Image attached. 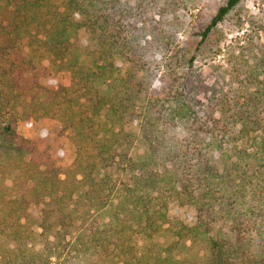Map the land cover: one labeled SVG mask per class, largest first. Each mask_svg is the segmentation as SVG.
Here are the masks:
<instances>
[{"label":"trees","instance_id":"obj_1","mask_svg":"<svg viewBox=\"0 0 264 264\" xmlns=\"http://www.w3.org/2000/svg\"><path fill=\"white\" fill-rule=\"evenodd\" d=\"M193 1L0 0V264H264V56L200 80Z\"/></svg>","mask_w":264,"mask_h":264},{"label":"rangeland","instance_id":"obj_2","mask_svg":"<svg viewBox=\"0 0 264 264\" xmlns=\"http://www.w3.org/2000/svg\"><path fill=\"white\" fill-rule=\"evenodd\" d=\"M227 0H194L188 6L183 7L177 13L181 25L178 28L176 42L182 47L192 49V53L197 55V60L194 64V71L199 75V79L208 85L219 84L225 89L235 86L238 83L232 82L231 71L233 67L247 69V61L252 65L251 72L256 71L255 61L264 56L261 46L264 45V0H242L239 9L231 15L229 21L223 26H220L216 33L208 40L206 48L200 52H195L201 41L200 33L210 22L213 15L219 6L224 5ZM246 15V23L239 28L240 17ZM243 38L246 39L243 40ZM242 41V42H241ZM247 43L246 48L243 43ZM30 45V40L26 39L23 44L22 55L33 61L36 67V72L40 76L47 73L50 67V57L41 48L35 50ZM243 47V48H242ZM250 51L252 53H250ZM251 55V57H250ZM257 58V60H256ZM32 66H28L31 68ZM34 73V71L32 70ZM260 77L264 78V70L256 72ZM29 75H32L30 73ZM35 137H39L35 133ZM145 148L141 143H138L136 156L143 155ZM66 155L67 153L63 151ZM8 186H13V180H8ZM21 183L18 187H21ZM169 235L162 233L157 236L155 242L167 243ZM139 250L141 251L147 244V240L139 236L136 239ZM0 244L5 245V241L0 240ZM40 243L37 244V248ZM71 261L68 258V264ZM73 261V260H72Z\"/></svg>","mask_w":264,"mask_h":264}]
</instances>
